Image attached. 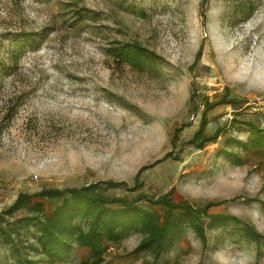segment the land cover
Masks as SVG:
<instances>
[{
    "label": "rangeland",
    "instance_id": "rangeland-1",
    "mask_svg": "<svg viewBox=\"0 0 264 264\" xmlns=\"http://www.w3.org/2000/svg\"><path fill=\"white\" fill-rule=\"evenodd\" d=\"M21 32L37 42L12 58ZM128 42L153 61L117 63L108 49ZM247 122L264 129V0H0V224L22 192L137 181L107 194L144 193L160 211L169 194L210 204L207 242L188 228L155 259L134 253L135 233L108 242L103 264H264V238L240 231L264 235V157L241 143ZM201 129L222 132L200 149ZM221 214L237 221L211 226ZM36 234H0V259L40 258ZM93 259L77 245L66 264Z\"/></svg>",
    "mask_w": 264,
    "mask_h": 264
},
{
    "label": "trees",
    "instance_id": "trees-1",
    "mask_svg": "<svg viewBox=\"0 0 264 264\" xmlns=\"http://www.w3.org/2000/svg\"><path fill=\"white\" fill-rule=\"evenodd\" d=\"M35 35L34 32L18 34L14 39L16 50L11 53V57H17L22 51L20 49L26 46L33 47L37 42ZM108 51L117 63H128L140 69L153 61L148 49L136 42L115 44ZM225 102L231 103L228 99ZM216 104L211 103L210 107ZM247 123L251 137L249 141L241 143L244 149L253 150L264 157V129L254 123ZM178 131L179 129L176 130L174 140L179 139ZM221 132L219 130L208 135L201 129L190 143L201 149L207 143L216 141ZM171 155L172 153L164 159ZM226 157L235 163L243 161L241 155L233 152H226ZM142 171L143 169L140 174ZM140 174L137 175V180ZM140 187L142 184L137 181L131 186L125 181L108 180L81 187L45 188L34 194L20 193L16 201L2 212L0 234L5 243L11 244L16 235L22 234L23 229L34 228L37 233L36 250L40 258L14 254V262L0 259V264H66L77 245L88 248L94 258L92 262L81 261L77 264H103L108 242L119 243L135 233L143 234V238L134 253H147L155 259L170 253L188 228L204 243L207 242L205 217L210 204L201 209L186 201L176 202L172 200V194H169L166 201L160 200L163 204L160 211L155 207L160 204L158 202L141 203L144 197H147L144 193L133 199L111 197L107 194L110 190L119 188L132 192ZM22 211L25 212L24 216L10 220ZM213 218V227L226 226L230 221L237 219L229 215ZM240 231L250 240L258 241L264 238V235L252 226H244Z\"/></svg>",
    "mask_w": 264,
    "mask_h": 264
}]
</instances>
